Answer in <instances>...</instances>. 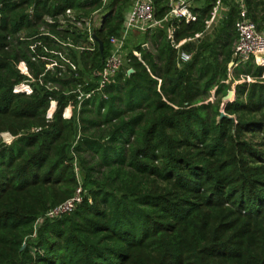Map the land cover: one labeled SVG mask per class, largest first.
Instances as JSON below:
<instances>
[{
    "label": "trees",
    "instance_id": "1",
    "mask_svg": "<svg viewBox=\"0 0 264 264\" xmlns=\"http://www.w3.org/2000/svg\"><path fill=\"white\" fill-rule=\"evenodd\" d=\"M211 3L196 2L177 42L204 32ZM245 4L263 32L264 0ZM129 5L0 0V264H264V67H228L237 7L212 37L186 44L182 68L165 26L147 34L153 51L136 47L141 61L128 52L103 95L86 99ZM67 10L103 13L102 53L58 27ZM78 188L70 215L43 219Z\"/></svg>",
    "mask_w": 264,
    "mask_h": 264
},
{
    "label": "built area",
    "instance_id": "2",
    "mask_svg": "<svg viewBox=\"0 0 264 264\" xmlns=\"http://www.w3.org/2000/svg\"><path fill=\"white\" fill-rule=\"evenodd\" d=\"M109 0H102V5L105 6ZM161 2L167 9L162 18L157 17L156 2ZM203 0H130V5L124 14L118 36H111L108 39L109 52L102 60V69L91 73L89 79L84 81L85 84L97 80V89L86 93L84 98L88 99L95 92L102 93L106 86L110 83L112 77L120 71L127 61L125 53V45L131 34L140 33L142 35L150 34L162 26H165V37L176 52V65L182 68L192 59V54L184 50V46L203 38L223 20L229 12L230 5H235L238 10L237 20L234 24L236 40L232 50L231 65L237 67L247 63H252L259 67H264V33L257 30L256 25L248 18L245 0H211L212 8L209 18L204 21V32L197 34L194 38L176 41L175 33L182 23L188 25L196 21V14L193 9L195 4ZM97 14V13H95ZM93 14L88 18H79L72 10L65 11V14L57 18V24L60 29H73L83 34L89 44L94 45L93 35L95 31L101 27V20L94 28L96 15ZM48 23H54L50 18H46ZM139 61L140 54L132 52ZM55 64L47 65V69H52ZM18 69L23 74H27L26 67L20 63ZM75 71V68L72 67ZM250 80L247 78V82ZM243 82L240 81L239 83ZM29 87L24 86L22 91L28 92ZM80 87L77 92L80 98L83 94L80 93ZM51 113H48V118H51L55 110V103L51 104ZM71 117V107H67L63 112V118ZM3 135L5 143H10L12 137ZM7 139V140H5ZM82 202V190L78 188L74 196L58 206L50 209L43 219L57 220L64 216L70 215L76 207ZM42 222V219L39 221Z\"/></svg>",
    "mask_w": 264,
    "mask_h": 264
},
{
    "label": "rangeland",
    "instance_id": "3",
    "mask_svg": "<svg viewBox=\"0 0 264 264\" xmlns=\"http://www.w3.org/2000/svg\"><path fill=\"white\" fill-rule=\"evenodd\" d=\"M195 5H197V4H195ZM126 11H125V13H126ZM102 14H103L102 12L95 14L96 15V20H95L96 22H94V28H96L97 23L101 20V15ZM216 28H217V26H216ZM216 28H214V31L208 33L207 36L212 37L214 35L215 31L217 30ZM263 33H264V31H263ZM146 36H147V34L146 35H142L140 33L131 34L129 36V38H128V41L126 42L125 53L128 54V52H136L135 51V48L138 47V46H140V45H142L143 43H146L144 46H146L147 49L149 48L150 51H153L152 48H151L150 42L145 40L146 39ZM203 38L199 39L198 41L202 40ZM194 42H197V41H194ZM194 42H192V43H194ZM195 44H197V43H195ZM232 68H234V66H230L229 69L231 70ZM227 83L229 84V87H230L229 88V91H234V88L236 86V83L230 84L229 81ZM51 112H52V110L50 109L49 110V113H51ZM5 140H7V139H5ZM77 173H78V170H77ZM77 176H78V180L81 181V177H80L79 173L77 174Z\"/></svg>",
    "mask_w": 264,
    "mask_h": 264
},
{
    "label": "water",
    "instance_id": "4",
    "mask_svg": "<svg viewBox=\"0 0 264 264\" xmlns=\"http://www.w3.org/2000/svg\"><path fill=\"white\" fill-rule=\"evenodd\" d=\"M93 39L98 44V48H99L100 53H102V51H103V44H102V42L100 40H98V38L95 35H93ZM143 49L146 50L147 49L146 46H143ZM230 66H232V65L230 64L229 65V68H230ZM131 73H133V71L131 69L128 70L127 74L130 75ZM234 96H235L234 95V91H228L227 96L224 97L223 100H222L223 103H224V105H226L229 102H232L234 100ZM224 116L225 115L222 113L221 114V117H224Z\"/></svg>",
    "mask_w": 264,
    "mask_h": 264
},
{
    "label": "bare ground",
    "instance_id": "5",
    "mask_svg": "<svg viewBox=\"0 0 264 264\" xmlns=\"http://www.w3.org/2000/svg\"><path fill=\"white\" fill-rule=\"evenodd\" d=\"M6 136H9V135H6Z\"/></svg>",
    "mask_w": 264,
    "mask_h": 264
}]
</instances>
